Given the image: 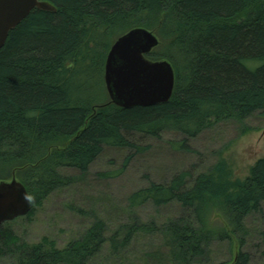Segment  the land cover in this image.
Listing matches in <instances>:
<instances>
[{"label":"trees","instance_id":"1","mask_svg":"<svg viewBox=\"0 0 264 264\" xmlns=\"http://www.w3.org/2000/svg\"><path fill=\"white\" fill-rule=\"evenodd\" d=\"M44 1L56 12H31L0 51V181L15 172L31 200L29 216L70 185L60 170L86 174L105 147L139 150L128 135L172 130L187 150L188 139L219 122L264 120V0ZM135 28L158 38L147 58L172 65L175 88L165 104L120 109L105 93L104 64L113 42ZM263 202L264 158L244 180H232L220 163L194 178L181 172L168 184L151 183L129 196L128 210L177 203L191 211L193 219L167 224L164 235L172 264H199L209 242L228 237L212 230V213L241 234ZM2 226L0 259L13 264H87L106 242L118 251L156 228L134 219L106 239L98 221L59 250L21 243ZM232 264H250V257L238 252Z\"/></svg>","mask_w":264,"mask_h":264},{"label":"rangeland","instance_id":"2","mask_svg":"<svg viewBox=\"0 0 264 264\" xmlns=\"http://www.w3.org/2000/svg\"><path fill=\"white\" fill-rule=\"evenodd\" d=\"M127 138L140 149L105 147L84 175L73 169L60 170L72 178L70 185L50 194L31 216L2 227L11 230L21 243H48L62 250L81 239L98 221L103 222L108 239L135 219L156 228L136 234L118 251L106 242L87 264H172L164 227L179 218L191 219V211L177 203L163 207L148 203L129 212V196L151 183L168 184L181 172L192 178L211 172L220 163H225L232 180H244L255 163L264 158V120L257 114L242 122L228 120L213 125L188 139L187 150L177 145L185 137L172 130L163 131L159 137L133 134ZM209 222L217 234L224 229L228 237H215L209 242L197 263L232 264L238 252L247 253L250 264L264 263V202L259 213L247 216L241 234L233 233L216 212ZM0 264H13V260L5 257Z\"/></svg>","mask_w":264,"mask_h":264},{"label":"water","instance_id":"3","mask_svg":"<svg viewBox=\"0 0 264 264\" xmlns=\"http://www.w3.org/2000/svg\"><path fill=\"white\" fill-rule=\"evenodd\" d=\"M34 10L55 13L44 0H0V51L9 34ZM159 46L158 38L143 28L120 36L110 47L104 64V85L110 103L120 109L152 107L170 101L175 73L166 60L151 61L147 56ZM31 200L15 172L0 181V226L31 211Z\"/></svg>","mask_w":264,"mask_h":264}]
</instances>
